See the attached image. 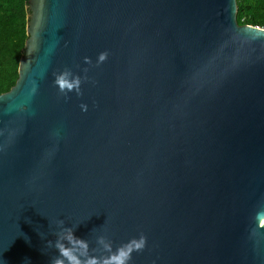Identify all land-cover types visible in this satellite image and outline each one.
<instances>
[{"label": "water", "instance_id": "obj_1", "mask_svg": "<svg viewBox=\"0 0 264 264\" xmlns=\"http://www.w3.org/2000/svg\"><path fill=\"white\" fill-rule=\"evenodd\" d=\"M24 9L0 94V264H50L68 229L93 256L143 234L130 264H264V28L237 25L235 0ZM64 71L81 95L54 86Z\"/></svg>", "mask_w": 264, "mask_h": 264}, {"label": "trees", "instance_id": "obj_2", "mask_svg": "<svg viewBox=\"0 0 264 264\" xmlns=\"http://www.w3.org/2000/svg\"><path fill=\"white\" fill-rule=\"evenodd\" d=\"M25 0H0V94L13 86L26 39ZM237 25L264 28V0H235Z\"/></svg>", "mask_w": 264, "mask_h": 264}, {"label": "clouds", "instance_id": "obj_3", "mask_svg": "<svg viewBox=\"0 0 264 264\" xmlns=\"http://www.w3.org/2000/svg\"><path fill=\"white\" fill-rule=\"evenodd\" d=\"M106 58L107 53H101L98 57L97 66L104 62ZM84 62L90 64L91 60L86 57ZM54 77V86L65 97L73 91L78 96L82 94L81 78L79 76L71 77L70 72L64 71L59 74L54 73ZM81 108L83 111H87L86 105H81ZM256 217L257 219L264 218V211H258ZM262 225H264V221H262ZM146 242L147 238L141 234L138 239L133 238L113 251L112 245L105 244L103 238H100L98 243L104 244V249L108 254L105 256H93L87 253L88 242L77 238L73 230L68 229L67 234L63 238L58 236L55 245L51 241L48 242V246H54L58 252V255L50 260V264H130L133 253L142 252L146 247ZM79 249H84V251L81 252Z\"/></svg>", "mask_w": 264, "mask_h": 264}, {"label": "bare ground", "instance_id": "obj_4", "mask_svg": "<svg viewBox=\"0 0 264 264\" xmlns=\"http://www.w3.org/2000/svg\"><path fill=\"white\" fill-rule=\"evenodd\" d=\"M264 221L263 219L261 220V222Z\"/></svg>", "mask_w": 264, "mask_h": 264}]
</instances>
